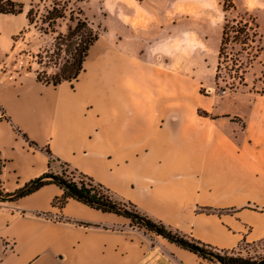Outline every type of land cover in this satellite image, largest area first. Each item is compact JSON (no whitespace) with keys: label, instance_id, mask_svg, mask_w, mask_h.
I'll use <instances>...</instances> for the list:
<instances>
[{"label":"crops","instance_id":"obj_1","mask_svg":"<svg viewBox=\"0 0 264 264\" xmlns=\"http://www.w3.org/2000/svg\"><path fill=\"white\" fill-rule=\"evenodd\" d=\"M11 1L25 7L0 14L5 193L61 174L64 163L203 244L238 251L264 240V94L248 76L224 96L193 92L207 38L186 27L184 12L171 21L152 12L157 4L178 11L184 3L108 2L85 71L54 87L38 80L35 63L19 50L33 27L27 12L38 0ZM62 194L51 184L0 202V264H219L76 200L59 208L54 201Z\"/></svg>","mask_w":264,"mask_h":264},{"label":"rangeland","instance_id":"obj_2","mask_svg":"<svg viewBox=\"0 0 264 264\" xmlns=\"http://www.w3.org/2000/svg\"><path fill=\"white\" fill-rule=\"evenodd\" d=\"M111 1L66 0V3L69 10L70 8L75 11L78 9L83 10L84 16L101 36L103 31V18L107 13L105 10L106 7L104 6ZM133 1H137L135 4L139 6L140 2H145L146 0ZM53 2L54 0H38L35 3L34 10H39L40 17L46 13V10L53 6ZM122 2H127V5L130 3L129 0H122ZM176 2L184 3L179 6L178 11L172 10L174 8L172 5L157 4L153 6L155 9L152 12H155L157 18L169 21L176 18L175 14L184 12L190 18V21L187 23L188 26L186 27H198L202 39L204 37L207 38L209 43L208 50L205 56H202L200 61L201 65L195 64L200 67L197 77L201 80V83L193 87V92L201 96H224L245 85L248 76L249 80L254 81V87L252 89L264 94V54L259 60L262 54L259 49L262 48L264 50V0H176ZM128 7L132 8L133 6L128 5ZM226 20H229L230 23L235 22L234 25L239 22H249L253 29L248 31L249 37L246 43L245 39L247 36L239 35V38L235 40L232 38L235 36L234 33L231 34V40L221 60L218 54V65L221 62V68L218 70L217 65V69L213 72L212 67L216 59L219 28L220 26H224ZM67 24L68 21H59L56 30L61 33H66ZM43 26L41 20L37 18L36 23L24 37L25 40L20 42L19 50L23 49L25 53L29 54L27 59L35 63L37 71L42 72L43 70H47L49 74H53L57 70L56 68L45 69L43 65L38 64L39 59L37 55L45 51L52 53L55 45V37L57 36V34L52 33L45 34L40 30V28H45ZM157 40L160 41V37ZM192 55L195 54L193 53ZM63 56H61L58 63H63ZM248 73L250 75H247ZM62 172H66L68 176L79 181L78 176L71 174V169L62 168ZM116 200H119V198L116 197ZM127 220H129L131 227L160 240L163 244H175L158 235L155 231L137 225L130 219ZM166 228L168 233L172 235L191 242L194 240L167 226ZM235 252L243 257L258 261L264 258V240L254 244L243 245L240 250Z\"/></svg>","mask_w":264,"mask_h":264},{"label":"trees","instance_id":"obj_3","mask_svg":"<svg viewBox=\"0 0 264 264\" xmlns=\"http://www.w3.org/2000/svg\"><path fill=\"white\" fill-rule=\"evenodd\" d=\"M24 7L25 6L23 4L15 3L11 0H0V14L3 15L21 14L24 12ZM34 8L35 3H32L29 11L27 12V19L29 21V24L33 26L38 18L44 25L43 27H45L40 28V30H42L45 34H57V36L55 37L53 52L51 53L50 51H45L37 55L39 59V65H43L45 69L56 68L57 70L53 74H49L47 70H43L42 72L37 71L36 73L38 80L46 85H52L54 87H57L64 82L73 83L85 71V62L89 57L91 47L95 45V43L100 38L99 32L93 28L92 24L84 16L83 10L78 9L77 11H75L72 8H70L69 10L66 0H54L53 6L50 9L46 10V13L44 15H41L40 17L39 10L35 11ZM59 21H68L66 33H61L56 30ZM231 23L229 20H226L223 26L221 46L219 50L220 60L223 58L226 47L231 40L232 33H234L235 35L234 37H232L235 40L239 38V35L247 36L245 39L246 43L249 37L248 31L253 29L250 26L249 22H239L236 25H234L235 22ZM262 50V48L259 49V51L261 52ZM62 55H64V61L61 64L58 63V61L60 60ZM53 58H55V60H53ZM221 65L222 63L219 62L218 70H220ZM201 114L207 117L210 116L208 113L204 112H201ZM46 151L50 156L51 162L57 161V159L53 157L49 149H46ZM1 165L2 160L0 155V175L2 168ZM61 167L71 169V174L73 176H78L79 181L68 176L66 172H62L61 174L56 175L52 173L45 174L42 177L27 184L24 188L39 180V182L32 189L26 192L22 197L28 196L38 191L42 187L54 184L63 190L62 196L54 201V205L59 208H63L70 199H73L93 210L103 213H112L130 219L137 225L152 230L148 228L143 222L125 216L121 212L114 211L109 208L110 205H117L119 207L128 209L132 213L138 215L143 221L149 222L154 226L156 225L163 231L168 232L166 225H164L162 222L155 221L131 202L122 199L116 200V196L109 189H107L102 184L97 183L91 177L81 173L76 169L71 168L68 164L61 163ZM48 176H54L55 179H45V177ZM68 188L72 189V191H69ZM13 195L14 194L5 193L0 185V197L6 198ZM0 202L3 201L0 200ZM205 212L213 213L215 211L206 209ZM192 241L214 251L220 257V261L222 264H255L257 262L256 260L241 256L234 250H219L196 240ZM198 255L203 257L204 259L214 262L213 259L205 255Z\"/></svg>","mask_w":264,"mask_h":264},{"label":"water","instance_id":"obj_4","mask_svg":"<svg viewBox=\"0 0 264 264\" xmlns=\"http://www.w3.org/2000/svg\"><path fill=\"white\" fill-rule=\"evenodd\" d=\"M45 179H52L54 180L55 177L54 176H48L45 177ZM39 182V180L33 182L32 184H30L28 187L23 188L21 191L17 192L16 194H14L11 197H0V200H2L3 202H7V201H13L16 199H19L20 197H22L26 192H28L30 189H32L37 183ZM69 191H72V189L68 188ZM110 209L114 210V211H118L121 212L122 214H124L125 216H128L130 218H134L136 220H139L141 222H143L148 228L152 229L153 231H155L158 235L164 237L165 239L169 240L170 242H173L185 249H188L192 252H195L196 254H202L205 255L211 259H213L214 261L218 262L219 264L221 263V259L220 257L212 250L205 248L199 244H196L194 242L188 241L186 239H182L179 238L175 235H172L168 232L163 231L162 229H160L159 227H157L156 225L154 226L153 224L143 221L138 215L132 213L131 211H129L128 209L119 207L117 205H110L109 206ZM255 264H264V258L258 260Z\"/></svg>","mask_w":264,"mask_h":264}]
</instances>
